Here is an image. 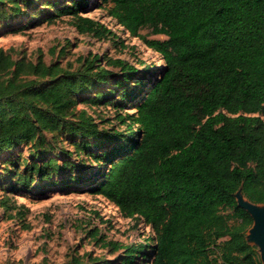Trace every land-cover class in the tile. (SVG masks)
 I'll return each instance as SVG.
<instances>
[{
  "label": "trees",
  "instance_id": "1",
  "mask_svg": "<svg viewBox=\"0 0 264 264\" xmlns=\"http://www.w3.org/2000/svg\"><path fill=\"white\" fill-rule=\"evenodd\" d=\"M38 1L0 0V19ZM108 1V14L163 63L151 71L140 60L142 72L151 71L145 78L121 58L106 62L118 70L102 67L96 56L69 69L14 58L0 47V153L49 145L45 132L67 133L75 152L90 156L96 169L86 175L77 168L53 182L88 181L92 193L124 216L149 224L151 264H261L245 238L252 217L234 193L240 189L248 200L264 203V0H102ZM86 5L70 0L49 18L71 14L81 33L109 31L80 13ZM144 27L165 38H147L140 33ZM135 91L140 97L133 110L115 114L130 132L122 139L113 141L116 130L99 129L91 114L76 109L81 100L115 94L122 110ZM35 153L19 179L37 172L47 180L73 166L61 152L48 156L42 147ZM142 248L125 247L119 264H133ZM61 264L82 263L72 256Z\"/></svg>",
  "mask_w": 264,
  "mask_h": 264
},
{
  "label": "rangeland",
  "instance_id": "2",
  "mask_svg": "<svg viewBox=\"0 0 264 264\" xmlns=\"http://www.w3.org/2000/svg\"><path fill=\"white\" fill-rule=\"evenodd\" d=\"M50 3L40 0L32 7H24L21 14L0 19V47L10 51L14 58L32 61L41 58L46 63L58 62L69 69L80 68L83 57L96 56L95 62L102 67L118 70L119 66L106 62L108 58H121L137 67V76L145 78H151V71L163 63L155 50L148 48L138 36H132L108 14L110 1L87 0V5L80 10L83 16L95 19L109 30L101 35L79 32L76 18L71 14L50 19L55 6L69 4L70 0ZM140 33L147 38H165L163 34H151L148 27L140 29ZM140 60L150 65V72H142L144 64ZM133 79L125 82L127 90L131 89ZM139 93L141 95V90ZM139 93L127 95L122 110L116 105L121 96L115 94L106 101L81 100L76 109L91 114L99 129L116 130L119 134L114 135L113 141L122 139L130 132L126 122H120L115 114L131 112ZM45 136L49 145L32 148L30 144H23L12 152L0 153V264H61L72 256L79 258L82 264H119L125 247L140 245L146 248L134 253L133 264H151V257L147 255L153 245L151 226L137 216H124L114 203L92 193L88 181L53 182L69 172L76 173L77 168L87 170L88 175L96 169V163L83 152H75L71 135L52 136L45 132ZM115 144L121 145L118 141ZM42 147L48 156L61 152L73 166H64L47 180H39L37 172L19 179V174L26 173L30 157H38L35 151ZM62 157L58 156L60 163ZM37 184L42 186L36 187Z\"/></svg>",
  "mask_w": 264,
  "mask_h": 264
},
{
  "label": "water",
  "instance_id": "3",
  "mask_svg": "<svg viewBox=\"0 0 264 264\" xmlns=\"http://www.w3.org/2000/svg\"><path fill=\"white\" fill-rule=\"evenodd\" d=\"M234 195L237 204L243 207L252 217V224L246 230L245 238L248 243L256 246L261 264H264V211L258 209V206L264 205V203H254L248 200L240 189ZM249 234L255 238V241L249 239Z\"/></svg>",
  "mask_w": 264,
  "mask_h": 264
},
{
  "label": "bare ground",
  "instance_id": "4",
  "mask_svg": "<svg viewBox=\"0 0 264 264\" xmlns=\"http://www.w3.org/2000/svg\"><path fill=\"white\" fill-rule=\"evenodd\" d=\"M258 209L261 210V211H264V205H259ZM249 239L251 241H255V238L252 235H250V234H249Z\"/></svg>",
  "mask_w": 264,
  "mask_h": 264
}]
</instances>
